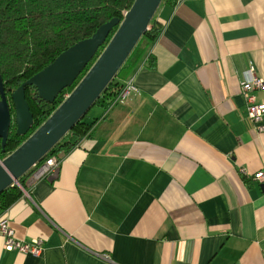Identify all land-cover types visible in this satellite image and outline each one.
Returning <instances> with one entry per match:
<instances>
[{"label":"crops","instance_id":"crops-1","mask_svg":"<svg viewBox=\"0 0 264 264\" xmlns=\"http://www.w3.org/2000/svg\"><path fill=\"white\" fill-rule=\"evenodd\" d=\"M156 15L155 66L120 79L135 92L86 119L59 175L34 171L1 216L42 253L7 251L0 234V264H264V132L242 95L251 68L264 80V0Z\"/></svg>","mask_w":264,"mask_h":264},{"label":"trees","instance_id":"trees-1","mask_svg":"<svg viewBox=\"0 0 264 264\" xmlns=\"http://www.w3.org/2000/svg\"><path fill=\"white\" fill-rule=\"evenodd\" d=\"M136 0H0V71L4 81L5 95L11 108L13 122L6 143L5 152L0 139V160L18 149L63 103L83 76L104 50L117 28L110 35L96 58L86 68L75 84L64 90L54 104L37 98L35 87L26 88V99L34 116V126L26 136L16 133L13 93L26 81L52 64L64 51L76 43L91 38L96 31L112 19H124V12L131 9ZM181 0H163L162 6L175 8ZM159 8V9H160ZM164 22L157 15L151 21L149 30L127 59L115 79L109 84L94 107L108 109L125 82L143 61L154 65V58L148 57L152 46L160 38ZM150 56V55H149ZM87 116V115H86ZM86 116L52 149V151L19 181L0 195V217L25 196L27 181L38 167L49 157L67 154L89 136L94 123H87Z\"/></svg>","mask_w":264,"mask_h":264},{"label":"water","instance_id":"water-1","mask_svg":"<svg viewBox=\"0 0 264 264\" xmlns=\"http://www.w3.org/2000/svg\"><path fill=\"white\" fill-rule=\"evenodd\" d=\"M162 2L136 0L124 14L123 20L116 18L105 23L91 38L71 46L13 93L16 133L26 136L34 126L26 88L35 87L37 98L54 104L59 95L80 78L117 28L94 64L63 103L18 149L0 160V195L14 184H19L20 179L41 163L89 113L149 30ZM12 122L13 115L0 71V139L4 152Z\"/></svg>","mask_w":264,"mask_h":264},{"label":"built area","instance_id":"built-area-1","mask_svg":"<svg viewBox=\"0 0 264 264\" xmlns=\"http://www.w3.org/2000/svg\"><path fill=\"white\" fill-rule=\"evenodd\" d=\"M126 14V12H124ZM256 71L251 68L249 71L250 78L247 82L242 83V95L247 102V114L249 119L258 126L257 131L259 133L264 132V104H258L256 102V91L264 90V80L256 76ZM136 87L131 80H129L118 96L112 102L111 105L125 99L130 94L135 92ZM111 107V106H110ZM62 165V160L59 156H52L47 158L39 167L40 171L47 177H57L59 175ZM242 173L246 175L245 170ZM253 180L263 183L264 171H261L253 176ZM0 234L4 237V248L7 251H18L22 254H32L39 256L43 250V240L35 239L31 243H26L18 240L15 236V231L10 227L9 223L5 219H0Z\"/></svg>","mask_w":264,"mask_h":264},{"label":"rangeland","instance_id":"rangeland-1","mask_svg":"<svg viewBox=\"0 0 264 264\" xmlns=\"http://www.w3.org/2000/svg\"><path fill=\"white\" fill-rule=\"evenodd\" d=\"M98 108L99 107H93L90 111H89V113L87 114V116H86V118L87 119H89V118H91L92 117V114L94 113V112H96V110H98Z\"/></svg>","mask_w":264,"mask_h":264}]
</instances>
